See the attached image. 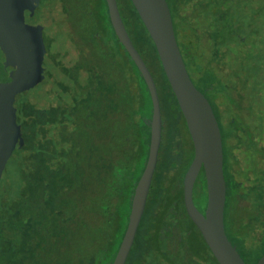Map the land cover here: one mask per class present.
Instances as JSON below:
<instances>
[{"label": "trees", "instance_id": "1", "mask_svg": "<svg viewBox=\"0 0 264 264\" xmlns=\"http://www.w3.org/2000/svg\"><path fill=\"white\" fill-rule=\"evenodd\" d=\"M166 1L175 36L180 29L187 36L181 43L176 40L188 75L200 92L210 91L221 101L223 112H218L226 135L229 127L241 124L235 119L234 103L243 99L249 84H263L264 42L259 25L255 33L247 32L250 16L258 14L257 3ZM71 3L75 8L72 14L85 31L82 40L86 43L89 38L90 45L100 42L102 52L92 50L99 62L91 57L88 66L81 63L80 54L73 63L60 61L63 75L58 79L60 93H53L57 97L54 103L38 109L28 104L18 114L16 121L24 136L21 153H27L31 169H20V186L13 196L8 193L11 181L6 189H0V264H112L147 160L152 116L147 86L113 31L105 0ZM126 4L128 10L124 17L120 15L130 39L155 83H163L172 96L168 112L174 134L168 146L169 159L153 174L149 192L153 185L157 188L150 203L147 197L125 264H219L183 204L182 180L193 158L185 120L145 26L131 1ZM239 7L245 11L244 17L239 16ZM201 19L207 24H201ZM187 29L193 33L190 37ZM200 36L208 43L209 55L196 49L201 45ZM120 49L135 79L126 86L111 61L114 51ZM210 105L213 110L218 106ZM255 110L257 118L259 111ZM238 139L242 137L238 135ZM3 180L0 167V184ZM199 180L203 184L199 185ZM192 194L193 201L196 196L203 204L200 208L194 201L196 207L203 210V170ZM259 208L248 215L243 207H236L235 213L227 200L224 209L226 235L246 264L247 260L256 264L264 253L256 252L264 243V215Z\"/></svg>", "mask_w": 264, "mask_h": 264}, {"label": "rangeland", "instance_id": "2", "mask_svg": "<svg viewBox=\"0 0 264 264\" xmlns=\"http://www.w3.org/2000/svg\"><path fill=\"white\" fill-rule=\"evenodd\" d=\"M126 3L127 0H117L123 17L128 10ZM238 11L239 16L244 17L243 8L239 7ZM72 12H75V8L71 0H0V167L5 178L0 184V189H6L7 183L11 181L8 191L11 196L20 186V169H31L25 157L27 153H21L20 141L24 136L17 123L21 108H26L28 104L33 109L45 108L54 103L56 95L60 93L58 79L63 75L59 69L60 61L66 65L73 63L80 54L81 63L88 66L91 57L96 58L91 51L102 52L103 47L100 42L90 45L89 38L86 43L82 40L85 35L84 28L80 25L81 22L77 23ZM87 19L90 20V17L87 16ZM203 21L201 19V24ZM97 30L96 33L99 32ZM200 30L203 32L202 29ZM186 33L189 37L193 35L188 29ZM96 36L101 35L97 33ZM186 37L182 29L177 31L176 39L180 43ZM192 40L194 42V38ZM136 47L139 49L137 45ZM201 50L209 51L206 41L202 42ZM65 52H68L66 56L63 55ZM97 56L100 58V55ZM111 61L114 72L118 79L124 82V86L135 80L130 75L132 66L121 49L118 52L114 51ZM151 61L150 63L155 65ZM123 76L126 79H123ZM260 81L263 82L261 87L264 86V73L261 74ZM156 87L162 122L157 168L170 157L168 146L174 130L168 112L172 96L170 92L165 91L167 89L163 83L157 82ZM136 105L137 103L134 102L133 107ZM217 118L219 128L224 133L227 128L223 126L219 115ZM197 183L203 184L202 180ZM153 186L148 193V203L157 188L156 185ZM199 200L194 197L196 205L201 208L203 204ZM263 245L264 243L262 245L260 243L256 251L258 254L264 250ZM247 263L250 262L247 260Z\"/></svg>", "mask_w": 264, "mask_h": 264}, {"label": "water", "instance_id": "3", "mask_svg": "<svg viewBox=\"0 0 264 264\" xmlns=\"http://www.w3.org/2000/svg\"><path fill=\"white\" fill-rule=\"evenodd\" d=\"M145 26L162 70L174 94L193 146V158L183 176L182 197L187 216L200 232L219 264H246L228 240L224 229L226 185L223 173L221 133L206 97L191 81L179 50L166 0H130ZM115 35L142 76L152 103L148 156L135 186L127 226L112 264H125L144 213L161 142V107L156 83L134 47L122 21L117 0H105ZM203 170L206 205L201 212L193 201V186ZM256 264H264V253Z\"/></svg>", "mask_w": 264, "mask_h": 264}, {"label": "flooded vegetation", "instance_id": "4", "mask_svg": "<svg viewBox=\"0 0 264 264\" xmlns=\"http://www.w3.org/2000/svg\"><path fill=\"white\" fill-rule=\"evenodd\" d=\"M247 1L248 3L250 1L257 3L255 8L258 10V14H256L257 18H252L253 14L250 16L247 22V32H249L248 34L250 32L255 33V27L259 25L258 28L261 31L260 40L264 42V0ZM203 39L200 36L199 43L202 44ZM247 40L250 43L251 39ZM200 46H198L197 51H200ZM200 52L203 53L204 50ZM261 56L264 58V52L263 54L261 53ZM260 87L249 84L243 92V99L234 103L236 106L232 109H234V113H238L235 119L239 122L241 121V124L233 128L229 127L231 131L226 135L220 128L224 165L223 173L226 185L225 205L227 206L228 200L231 204L232 212L236 213V207H243L248 215L256 213L259 205V209L262 210L261 214L264 215V86L261 89ZM203 95L210 104L217 103L216 111L212 110L218 123V110L223 112L221 101L214 99L210 91L205 90ZM240 108L243 110L241 111ZM252 109H258L259 117H255L257 112L256 110L253 112ZM237 130L242 140L238 139ZM200 211L203 212L204 209ZM262 220H264V217Z\"/></svg>", "mask_w": 264, "mask_h": 264}]
</instances>
